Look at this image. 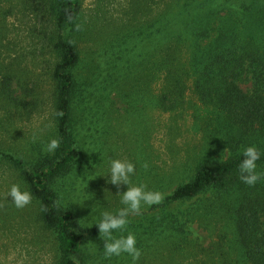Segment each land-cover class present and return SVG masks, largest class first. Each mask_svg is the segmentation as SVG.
Wrapping results in <instances>:
<instances>
[{
  "label": "rangeland",
  "instance_id": "1",
  "mask_svg": "<svg viewBox=\"0 0 264 264\" xmlns=\"http://www.w3.org/2000/svg\"><path fill=\"white\" fill-rule=\"evenodd\" d=\"M78 2L79 17L64 31L79 50L77 77L86 83V90L82 89L87 99L82 98L73 109L77 159L52 188L57 204L73 214L83 235L78 264H132L127 254L111 258L103 255L104 242L94 223L101 212H115L122 205L116 186L106 183L104 177L92 178V174H102L109 158L128 160L136 166L133 183L159 191L164 198L194 172L203 140L192 114L195 108L202 113L203 106L192 92L191 81L183 105L175 111L126 102V26H139L158 17L166 8L159 0ZM48 3L0 0V28L6 46L3 63L17 71L24 90L37 95L32 103L36 110L30 114L25 111L30 107L22 108L24 114L20 115L0 110V148L27 162L46 153L47 142L55 138L50 70L55 61L51 42L56 26ZM185 46L183 57L188 50ZM250 79V74L238 79L244 92L251 91ZM161 80L159 74L151 82L154 95L160 92ZM32 94H26V99L30 100ZM13 183H20L15 172L0 163V264H55L54 235L42 229L35 201L23 209L11 203L8 191ZM124 190L126 186L121 184L119 191ZM193 201L175 208L186 211ZM158 209V204L143 206L139 213L130 214L126 230L115 234L130 231L136 235L142 253L139 264H248L233 230L224 229V221L186 220L184 235L162 234L158 228L145 231L152 219L149 217Z\"/></svg>",
  "mask_w": 264,
  "mask_h": 264
},
{
  "label": "trees",
  "instance_id": "2",
  "mask_svg": "<svg viewBox=\"0 0 264 264\" xmlns=\"http://www.w3.org/2000/svg\"><path fill=\"white\" fill-rule=\"evenodd\" d=\"M159 3L166 8L151 22L126 26V102L175 111L183 105L191 81L192 92L203 106L202 113L195 108L192 114L203 142L192 176L165 195L145 231L158 228L162 234L184 235L186 220L224 221V229L235 233L244 260L264 264V155L257 161L262 178L254 186L241 181L238 168L246 146L255 145L264 153V0ZM48 4L56 26L50 82L60 147L29 162L0 148V163L31 191L42 229L55 237V264H78L83 235L73 214L57 204L52 183L68 173L77 159L73 109L87 99L86 83L77 77L79 50L64 31L78 19L80 4L78 0H49ZM2 41L0 28V110L20 115L22 108L30 107L25 110L30 114L37 95L24 90L17 71L3 63ZM183 45L188 48L186 57ZM159 74L162 85L154 95L150 85ZM245 74L251 76L250 93L237 83ZM26 94L33 96L27 100ZM202 194L209 195L201 198ZM191 200L186 211L175 208Z\"/></svg>",
  "mask_w": 264,
  "mask_h": 264
},
{
  "label": "clouds",
  "instance_id": "3",
  "mask_svg": "<svg viewBox=\"0 0 264 264\" xmlns=\"http://www.w3.org/2000/svg\"><path fill=\"white\" fill-rule=\"evenodd\" d=\"M51 126L49 125V127ZM59 147V139L51 138L45 146V151L54 153ZM262 155L264 153L255 145L246 146L242 151L243 159L238 168L241 181L248 186H254L262 178V173L257 170V161L261 159ZM135 173L136 166L131 161L109 158L107 168L102 174H92V178L104 177L106 183L116 186V194H119L120 205H122L115 212L108 210L101 212L99 221L94 224L104 242L103 255L105 258L127 254L131 258L132 264H139L142 253L137 247L136 235L130 231L126 235L117 236L115 234L126 230L130 222V214L139 213L143 206L159 204L163 195L159 191L146 190L144 184H134ZM121 184L126 186V190L122 192L119 191ZM8 198L17 209H23L33 201L31 191L23 183H13L9 188Z\"/></svg>",
  "mask_w": 264,
  "mask_h": 264
}]
</instances>
